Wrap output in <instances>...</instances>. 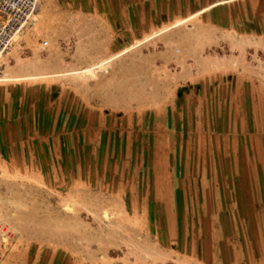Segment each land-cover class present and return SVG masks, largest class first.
Returning <instances> with one entry per match:
<instances>
[{
    "label": "rangeland",
    "instance_id": "374dc122",
    "mask_svg": "<svg viewBox=\"0 0 264 264\" xmlns=\"http://www.w3.org/2000/svg\"><path fill=\"white\" fill-rule=\"evenodd\" d=\"M93 1L41 0L0 53V88H45L31 94L35 122L23 101L22 144L0 151V226L13 235L0 264H264V150L230 98L242 47L261 69L264 43H219L198 15L160 26L213 0H149L159 28L119 37L114 59L100 49L107 28L86 21Z\"/></svg>",
    "mask_w": 264,
    "mask_h": 264
},
{
    "label": "crops",
    "instance_id": "0c3cea01",
    "mask_svg": "<svg viewBox=\"0 0 264 264\" xmlns=\"http://www.w3.org/2000/svg\"><path fill=\"white\" fill-rule=\"evenodd\" d=\"M87 1L89 2V0ZM140 1L136 2L133 0L126 5L125 0H116L115 4L117 6H104L103 0H101L102 6H95V1H93L94 6H89L88 4L85 7L86 21L88 23L91 20L93 26L97 23L107 28V40L105 35L103 37L105 45L100 49L103 52L107 51L106 54H110L108 57L111 56V58L115 59L120 56L122 52L120 46H123L120 43V38L122 41L127 39L135 42L138 40L136 35L140 34V28L143 23L146 26H153L155 29L159 28V25L151 20V10L154 9V21L157 22L158 6H153L149 0H144L147 1L145 6H139ZM240 1L213 0L204 6H177V15H173L172 18L168 19L167 23L163 22L160 26L171 24L175 18L187 21L198 15L199 20L209 22L215 32H219L228 38H220L219 41L217 40L219 43L223 41L234 42L235 40L251 44L252 46L254 43H264L263 5L258 2L256 9L253 10V6H239ZM246 1L244 0V3ZM248 7L250 8L249 10ZM192 9L196 10V13L184 15L185 12H189ZM242 9L245 11L244 13H242ZM237 10H241L240 15ZM240 53L245 55L247 66L246 68L236 69L235 73L230 72L233 75L235 87L230 98L232 102L235 101L237 106L245 108L244 117L247 122L252 121L254 124L253 138L261 141L256 147L264 150V68L258 69L249 65V55L253 56L254 53H248V45L242 47ZM103 56L106 55L101 57L107 58ZM71 66L73 68L77 67L74 63L69 65V68L72 69ZM40 91L45 92V88L37 84L27 87L0 88V151L3 154H12L14 149L21 145V141L24 139L26 128L23 127V119L29 113L27 108L25 109L23 101L26 104L30 101L32 107L37 106L36 111L34 110L32 115L34 122L39 118L40 101L38 98L31 96V94H37ZM55 104L61 107V98L51 102V106Z\"/></svg>",
    "mask_w": 264,
    "mask_h": 264
},
{
    "label": "built area",
    "instance_id": "2783aa9c",
    "mask_svg": "<svg viewBox=\"0 0 264 264\" xmlns=\"http://www.w3.org/2000/svg\"><path fill=\"white\" fill-rule=\"evenodd\" d=\"M41 0H0V53L8 51L14 38L22 34L24 27L32 24ZM13 239L8 226H0V262L3 260L10 241Z\"/></svg>",
    "mask_w": 264,
    "mask_h": 264
}]
</instances>
